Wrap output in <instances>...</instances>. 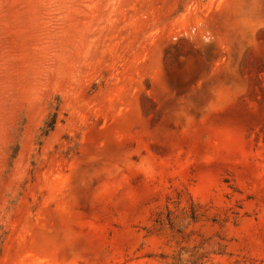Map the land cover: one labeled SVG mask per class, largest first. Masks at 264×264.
<instances>
[{"label":"rangeland","instance_id":"rangeland-1","mask_svg":"<svg viewBox=\"0 0 264 264\" xmlns=\"http://www.w3.org/2000/svg\"><path fill=\"white\" fill-rule=\"evenodd\" d=\"M0 264H264V0H0Z\"/></svg>","mask_w":264,"mask_h":264}]
</instances>
